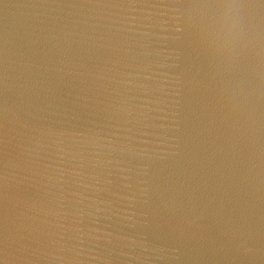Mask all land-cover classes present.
<instances>
[{"label": "water", "instance_id": "1", "mask_svg": "<svg viewBox=\"0 0 264 264\" xmlns=\"http://www.w3.org/2000/svg\"><path fill=\"white\" fill-rule=\"evenodd\" d=\"M0 264H264V0H0Z\"/></svg>", "mask_w": 264, "mask_h": 264}]
</instances>
